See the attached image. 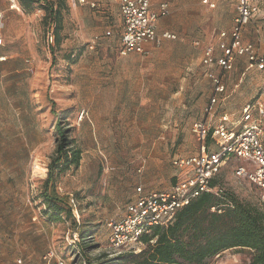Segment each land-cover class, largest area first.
<instances>
[{
  "label": "rangeland",
  "instance_id": "rangeland-1",
  "mask_svg": "<svg viewBox=\"0 0 264 264\" xmlns=\"http://www.w3.org/2000/svg\"><path fill=\"white\" fill-rule=\"evenodd\" d=\"M64 1L59 48L53 27L42 22L44 10L22 12L21 22L7 29L14 37L9 58L0 63V264L19 259L46 264L42 258L50 249L69 264H108L116 258L108 248L107 221L124 213L138 188L166 191L184 177L175 161L199 152L192 126L204 118L214 88L204 51L218 53L219 34L230 32L238 4L154 0L169 4L165 21L180 29L170 30L177 40L163 41L146 56L122 59L119 18L105 21V10ZM261 11L242 35L264 59V7ZM1 36L4 42L3 31ZM212 72L226 87L218 114H235L237 120L243 107L264 106V69L238 57L230 73L216 66ZM58 121L70 129L82 160L57 191L76 200L77 222L94 230L75 243L71 221L52 222L43 214L41 192L59 143ZM237 163L224 162L217 176L224 188L255 203L259 191L236 177ZM251 259L250 251L236 248L209 264H250Z\"/></svg>",
  "mask_w": 264,
  "mask_h": 264
},
{
  "label": "built area",
  "instance_id": "built-area-1",
  "mask_svg": "<svg viewBox=\"0 0 264 264\" xmlns=\"http://www.w3.org/2000/svg\"><path fill=\"white\" fill-rule=\"evenodd\" d=\"M114 1L119 5L123 22L120 56L127 57L132 53L146 56L149 53L148 44L160 46L165 40H177L173 33L163 32L159 35L157 31L160 20L169 15V4L162 3L160 9L154 11L149 0ZM9 2L10 8L18 10V0ZM207 2L206 0L205 3ZM237 2L232 29L229 33L219 34L220 56H216L212 48L204 51L203 64L207 68L215 65L223 73H230L236 59L245 57L251 67L264 69V59L260 58L252 44L243 42L242 35L247 25L262 12L264 0ZM78 3L91 6L92 9L97 8L93 0H78ZM210 6L215 7V4L212 3ZM1 18L0 13V20ZM2 44L0 38V45ZM6 61V57L0 55V63ZM210 78L215 91L205 109L207 118L192 127V134L200 144L199 152L175 161V166L184 170L182 179L166 191L145 193L138 188V196L126 206L124 213L107 221L110 256L118 257L125 253L139 252L143 246L141 241L143 236L149 234L156 226H168L179 211L202 194L221 197L223 191L218 187H212L211 183L217 178L223 163L233 159L238 162L234 174L239 180L247 182L250 187L259 191L258 201L264 206V106L260 103L247 105L237 120L233 115L216 116L218 99L226 92V87L221 77L210 75ZM74 209L76 217L79 213L76 206ZM78 238L77 232L74 231L72 243ZM42 261L46 264H69L68 260L59 257L53 249L43 256ZM16 262L26 264L21 259Z\"/></svg>",
  "mask_w": 264,
  "mask_h": 264
},
{
  "label": "trees",
  "instance_id": "trees-1",
  "mask_svg": "<svg viewBox=\"0 0 264 264\" xmlns=\"http://www.w3.org/2000/svg\"><path fill=\"white\" fill-rule=\"evenodd\" d=\"M18 4L24 14L30 15L36 10L46 12L42 22L53 27L52 37L55 47L59 48L63 15L67 10L65 1L55 4L50 0H18ZM56 125L59 143L47 165L48 177L42 186L43 214L52 222L63 218L71 221L73 231L83 240L92 236L94 230L77 222L74 206L79 215L80 210L76 200L57 191L65 174L80 167L82 150L71 138L70 129L59 121ZM211 186L220 188L223 195L202 194L179 211L168 226H156L143 236L139 252L118 255L108 264H209L220 254L236 248L251 252L250 264H264V206L258 197L252 204L241 200L222 186L219 176Z\"/></svg>",
  "mask_w": 264,
  "mask_h": 264
},
{
  "label": "crops",
  "instance_id": "crops-1",
  "mask_svg": "<svg viewBox=\"0 0 264 264\" xmlns=\"http://www.w3.org/2000/svg\"><path fill=\"white\" fill-rule=\"evenodd\" d=\"M208 1V0H207ZM73 2L74 3H76V4H78L79 6H82V7H89V8H91V6H88V5H80L79 3H78V0H73ZM93 2H95V4H96V6H97V8H95V9H97V10H105L104 11V15L106 16V17H104L103 18V20H105V21H108L109 20V17H111V15L113 16V15H115L117 18H119V22H121V25H122V29H123V22H122V19H121V14H120V9H119V5H117V3L114 1V0H93ZM149 2H150V4H151V7H152V9L154 10V11H158L159 9H160V7H161V5H162V3H167V2H162L161 4H157L154 0H149ZM218 2V1H217ZM219 4H220V2H218ZM168 4V3H167ZM214 4H215V2H214ZM17 8H18V10L17 9H12V8H10V2H9V0H0V13L2 14V18H1V20H0V38H2V36H1V33H2V31H3V34H4V42H5V46H4V42H3V39H2V42H3V44L2 45H0V55L1 56H4V57H6L7 56V54H9L8 53V50H9V47L11 46V44H12V39H13V37H14V35L12 34L11 35V33L10 34H8V32H7V29L9 28V25L12 23V22H15V21H19V22H21V20H22V16H21V14H22V10H21V8L19 7V4L17 5ZM87 9V8H86ZM86 9H84L83 10V12H84V14L87 12V10ZM92 9V8H91ZM261 14V13H260ZM169 16V15H168ZM167 16V17H168ZM235 16V15H234ZM231 17H232V15H231ZM165 18L166 17H163L161 20H160V22H159V25H158V34L159 35H161L163 32H170V33H173L174 34V32H172V31H175V32H177V33H179V32H181L180 31V29L178 30V29H172L170 26H168L167 25V21H165ZM234 17H232L231 19V21H232V26H231V29H232V27H233V21H234V19H233ZM231 23V22H230ZM231 25V24H230ZM230 27V26H229ZM230 29V30H231ZM170 30H172V31H170ZM122 32H123V30H122ZM122 35V34H121ZM175 35V34H174ZM110 36V35H109ZM165 41H167V40H165ZM154 47H155V45H153V44H148L147 45V50L149 51V53H150V51H152L153 49H154ZM120 48H121V41H120V47H119V49H118V54L120 55ZM112 52V51H111ZM214 53H215V55L216 56H220V51H219V49H218V53H216L215 51H214ZM134 54L135 53H132V54H129V56H127L128 57V59L129 58H132L133 56H134ZM122 57V59L123 58H127V57H123V56H121ZM7 58H9V57H6V59ZM215 67V65L213 66V67H211V68H207V67H205V68H207V69H209V70H211L210 71V73L208 74L209 75V78H210V75H215V74H213V72H212V69ZM217 67V66H216ZM217 76V75H216ZM219 77H220V75H219ZM211 79V78H210ZM223 81V80H222ZM213 83V82H212ZM214 91H215V89L213 88V93H214ZM213 95V94H212ZM244 108V107H243ZM243 108H242V110H243ZM241 110V111H242ZM241 113V112H240ZM224 114H227V113H222V114H218V112H217V115L216 116H221V115H224ZM204 118L203 119H201V120H205L206 118H207V116H206V114H205V110H204ZM228 115V114H227ZM233 116H235L234 117V119L235 118H237V116L235 115V114H232ZM232 115H230V116H232ZM200 121V120H199ZM197 123V122H196ZM194 125V124H193ZM193 127V126H192ZM199 144V143H198ZM200 145V144H199ZM215 148H211V150H214ZM184 171V170H183ZM178 180L179 179H177L173 184H175L176 182H178ZM172 184V185H173ZM159 191V190H158ZM145 193H148V192H146L145 191ZM133 202V201H132ZM131 203V202H130ZM129 204V203H128ZM127 204V205H128Z\"/></svg>",
  "mask_w": 264,
  "mask_h": 264
}]
</instances>
